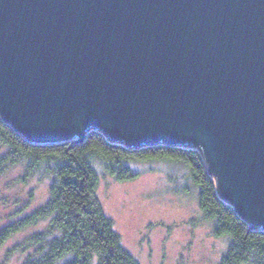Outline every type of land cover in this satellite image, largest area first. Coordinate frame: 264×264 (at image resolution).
<instances>
[{
	"label": "water",
	"instance_id": "water-1",
	"mask_svg": "<svg viewBox=\"0 0 264 264\" xmlns=\"http://www.w3.org/2000/svg\"><path fill=\"white\" fill-rule=\"evenodd\" d=\"M0 109L35 143L196 146L264 229V0H0Z\"/></svg>",
	"mask_w": 264,
	"mask_h": 264
},
{
	"label": "trees",
	"instance_id": "trees-1",
	"mask_svg": "<svg viewBox=\"0 0 264 264\" xmlns=\"http://www.w3.org/2000/svg\"><path fill=\"white\" fill-rule=\"evenodd\" d=\"M84 123L89 126L90 121ZM161 139L158 135L151 142L131 146L89 127L79 140L35 143L0 109V142L6 147L0 155V174L9 165L23 163L24 178L40 174L50 179L44 203L0 228V248L14 234L48 219L44 229L13 246L20 251L32 248L20 264H141L122 244L97 197V166L125 180L137 175L130 165L134 161L170 159L187 167L198 186L203 217L213 222L214 234L230 238L219 264H264V229L250 228L241 210L218 191L201 151Z\"/></svg>",
	"mask_w": 264,
	"mask_h": 264
},
{
	"label": "rangeland",
	"instance_id": "rangeland-1",
	"mask_svg": "<svg viewBox=\"0 0 264 264\" xmlns=\"http://www.w3.org/2000/svg\"><path fill=\"white\" fill-rule=\"evenodd\" d=\"M6 147L0 142V155ZM137 175L120 180L98 165L96 194L112 218L122 244L141 264H219L230 238L217 236L203 217L198 186L181 162L152 159L130 163ZM25 165H9L0 174V228L46 201L50 179L24 178ZM48 219L14 234L0 248V264H20L32 248L13 249Z\"/></svg>",
	"mask_w": 264,
	"mask_h": 264
}]
</instances>
